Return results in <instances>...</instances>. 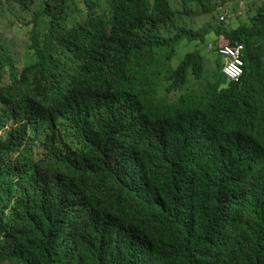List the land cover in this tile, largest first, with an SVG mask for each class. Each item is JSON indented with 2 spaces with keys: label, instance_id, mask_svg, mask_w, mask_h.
Returning <instances> with one entry per match:
<instances>
[{
  "label": "trees",
  "instance_id": "1",
  "mask_svg": "<svg viewBox=\"0 0 264 264\" xmlns=\"http://www.w3.org/2000/svg\"><path fill=\"white\" fill-rule=\"evenodd\" d=\"M72 1L33 12L20 71L0 43V264H264V1L250 25L172 34L173 1L216 0ZM210 31L244 44L243 72L213 47L183 91L205 56L167 63Z\"/></svg>",
  "mask_w": 264,
  "mask_h": 264
},
{
  "label": "rangeland",
  "instance_id": "2",
  "mask_svg": "<svg viewBox=\"0 0 264 264\" xmlns=\"http://www.w3.org/2000/svg\"><path fill=\"white\" fill-rule=\"evenodd\" d=\"M91 1L95 5V11L100 13H106L108 11V4L106 0ZM263 1L264 0H216L215 3L217 6L222 5L223 7H243V9H240V14L244 18L245 23L250 25V17L256 15L260 6L263 5ZM173 4H176V7L173 8H177L180 13L174 17H171L166 24H163V26L159 25V29L163 30L165 34H172L179 25H186L193 29L203 27H211L213 29V27H216V25H220L226 29L234 26L235 24L233 22L238 24L237 20L232 21V16H235V11H239V8H233L235 10L234 14L232 13V16L226 17L225 20L219 24L220 22L218 23L217 19L219 10L216 8L214 10H210V12L208 11L209 13H206L198 11L200 7H197L195 4H193L192 7L183 8L174 1ZM42 5L43 0H0V43H2L8 49L17 71H20L25 64H28L34 60L33 52L28 48V35L31 28L30 21L32 20L33 12L41 8ZM70 7L82 8L84 6L81 4L80 0H74L71 2ZM182 10L185 13H183ZM76 18V14L71 17V19ZM164 28H166V30H164ZM214 38L215 33L210 31L205 36L204 41L198 40L189 42L187 40H182L177 46L175 54L167 63L171 67H174L186 52L194 50H199L201 54L205 56L206 63L204 64L201 78L197 80L192 76H189L188 84L183 86V91H197L202 86H204L206 81L213 75L214 70L217 69V67L214 65V61L219 55L215 51L209 50L207 46V44L209 45V43L213 41ZM161 73V75L158 74L156 77V82L158 84L157 87L160 91V94L163 93L161 91L164 89V85L166 84L164 81V75L166 72L163 70V68ZM179 93V91L174 92L173 94L171 93L170 98L177 96Z\"/></svg>",
  "mask_w": 264,
  "mask_h": 264
},
{
  "label": "built area",
  "instance_id": "3",
  "mask_svg": "<svg viewBox=\"0 0 264 264\" xmlns=\"http://www.w3.org/2000/svg\"><path fill=\"white\" fill-rule=\"evenodd\" d=\"M220 20L224 19L221 15ZM217 48L218 53L223 57L222 72L229 79L237 81L243 72V49L244 44L238 40L230 42L228 38L219 33L208 45V48Z\"/></svg>",
  "mask_w": 264,
  "mask_h": 264
},
{
  "label": "crops",
  "instance_id": "4",
  "mask_svg": "<svg viewBox=\"0 0 264 264\" xmlns=\"http://www.w3.org/2000/svg\"><path fill=\"white\" fill-rule=\"evenodd\" d=\"M221 9H224V10H226L227 11V17L229 16H232L233 14H234V9L233 8H239V11H235V16H232L233 17V19H232V21H235V20H237L238 21V24H236L235 22H233L235 25L234 26H232V27H236V26H238L239 24H243V23H245V20H244V18L241 16V14H240V9H241V7H220ZM214 10V9H213ZM233 13V14H232ZM231 21V22H232ZM246 25H248L247 23H245Z\"/></svg>",
  "mask_w": 264,
  "mask_h": 264
},
{
  "label": "clouds",
  "instance_id": "5",
  "mask_svg": "<svg viewBox=\"0 0 264 264\" xmlns=\"http://www.w3.org/2000/svg\"><path fill=\"white\" fill-rule=\"evenodd\" d=\"M220 7H223V6H222V5H219V6L215 7L216 9L219 10L218 18H217V19H218V23L224 21L225 18L227 17V11L224 10V9H221ZM215 8H214V9H215ZM241 8L243 9V7H241ZM209 12H210V11H209ZM209 12H206V13H209ZM221 15H224V19H222V20H220V18H219ZM218 34H219V33H218ZM218 34H215V36L218 35Z\"/></svg>",
  "mask_w": 264,
  "mask_h": 264
}]
</instances>
